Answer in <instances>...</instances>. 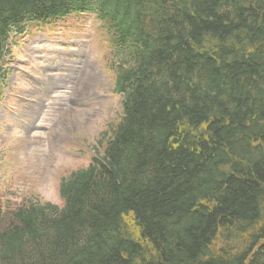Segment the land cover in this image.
Wrapping results in <instances>:
<instances>
[{
	"label": "trees",
	"instance_id": "16d2710c",
	"mask_svg": "<svg viewBox=\"0 0 264 264\" xmlns=\"http://www.w3.org/2000/svg\"><path fill=\"white\" fill-rule=\"evenodd\" d=\"M75 13L121 114L63 207L0 201V264H264V0H0V98L10 35Z\"/></svg>",
	"mask_w": 264,
	"mask_h": 264
},
{
	"label": "rangeland",
	"instance_id": "374dc122",
	"mask_svg": "<svg viewBox=\"0 0 264 264\" xmlns=\"http://www.w3.org/2000/svg\"><path fill=\"white\" fill-rule=\"evenodd\" d=\"M47 24H28L27 34L11 38L13 73L4 91L6 99L0 101L4 210L37 202L63 207L61 180L88 166L92 151H79L72 141L59 142L80 128L88 131L86 140L92 144L121 112V99L112 92L102 24L81 14ZM98 95L109 96L105 109L59 112V104L95 101ZM81 130L72 138H81ZM84 151L86 156L76 159ZM126 221L133 226L129 218Z\"/></svg>",
	"mask_w": 264,
	"mask_h": 264
},
{
	"label": "flooded vegetation",
	"instance_id": "af4514ba",
	"mask_svg": "<svg viewBox=\"0 0 264 264\" xmlns=\"http://www.w3.org/2000/svg\"><path fill=\"white\" fill-rule=\"evenodd\" d=\"M85 107H88V106H85ZM71 110H73V109L71 108Z\"/></svg>",
	"mask_w": 264,
	"mask_h": 264
}]
</instances>
